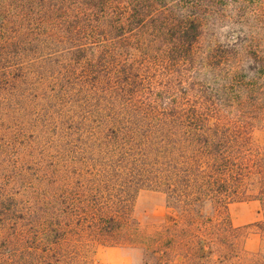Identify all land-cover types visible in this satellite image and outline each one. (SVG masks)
Returning <instances> with one entry per match:
<instances>
[{
  "label": "trees",
  "instance_id": "16d2710c",
  "mask_svg": "<svg viewBox=\"0 0 264 264\" xmlns=\"http://www.w3.org/2000/svg\"><path fill=\"white\" fill-rule=\"evenodd\" d=\"M262 127L264 0H0V264H96L97 244L164 264L145 191L195 256L234 253L221 210L256 201L264 264Z\"/></svg>",
  "mask_w": 264,
  "mask_h": 264
},
{
  "label": "rangeland",
  "instance_id": "374dc122",
  "mask_svg": "<svg viewBox=\"0 0 264 264\" xmlns=\"http://www.w3.org/2000/svg\"><path fill=\"white\" fill-rule=\"evenodd\" d=\"M254 138L264 141V127L254 130ZM212 212H210L211 214ZM133 217L138 221L140 240H149L147 252L160 251L163 254L164 264H249L253 257L263 252L262 241L259 232L255 229L253 222L259 218V204L254 200L239 201L229 204L226 210H221L220 217L227 216L231 222L234 232V253L228 254L227 244L221 240V236L229 233L228 230L218 229L220 239L206 240L203 253L197 250L196 243L191 247L199 254L188 255L186 247H177L169 242V231L167 227L172 226L173 220H178V214L168 207L164 199L149 191L141 192L135 200ZM202 231V232H201ZM200 234H205L212 229L202 228ZM215 231V229H214ZM140 242V241H133ZM156 256V255H154ZM93 257L96 264H152V258L145 257L143 250L132 246L118 245H95ZM124 257L126 263L121 261Z\"/></svg>",
  "mask_w": 264,
  "mask_h": 264
},
{
  "label": "crops",
  "instance_id": "0c3cea01",
  "mask_svg": "<svg viewBox=\"0 0 264 264\" xmlns=\"http://www.w3.org/2000/svg\"><path fill=\"white\" fill-rule=\"evenodd\" d=\"M121 261H123V263H126V260L124 259V257L121 258Z\"/></svg>",
  "mask_w": 264,
  "mask_h": 264
}]
</instances>
